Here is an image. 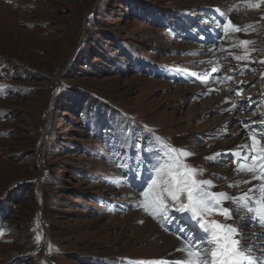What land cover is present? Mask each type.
<instances>
[{
	"label": "rangeland",
	"instance_id": "rangeland-1",
	"mask_svg": "<svg viewBox=\"0 0 264 264\" xmlns=\"http://www.w3.org/2000/svg\"><path fill=\"white\" fill-rule=\"evenodd\" d=\"M245 49L255 62L233 58ZM261 59L262 0H0V264L177 261L162 235L185 244L176 222L139 207L152 154L184 149L197 179L238 189L226 144L264 114ZM225 207L246 241L264 231Z\"/></svg>",
	"mask_w": 264,
	"mask_h": 264
},
{
	"label": "snow or ice",
	"instance_id": "snow-or-ice-1",
	"mask_svg": "<svg viewBox=\"0 0 264 264\" xmlns=\"http://www.w3.org/2000/svg\"><path fill=\"white\" fill-rule=\"evenodd\" d=\"M247 6L259 8L260 2L249 3ZM248 27L250 26L232 24L229 19L225 31L241 32ZM250 43L253 42L240 40L233 47L247 46ZM233 58L237 61L255 62L247 49L243 55H235ZM259 63L264 64V59ZM243 67H248V64ZM213 71L218 72L219 69ZM224 79L231 77L226 76ZM230 91L233 95H240L242 89ZM224 103H230L229 98ZM246 103L250 106L252 98L247 97ZM237 107L242 110V106L232 104L226 111L232 112ZM260 119V124L250 121L243 125L248 135L244 138V143L236 145L235 150L230 153L236 165L234 172L245 174L247 178L227 186L233 188L242 183L251 185L247 190L236 194L211 191L218 187L212 180L197 179L198 174L203 175V169L187 164L191 153L186 150L165 146L163 152L157 150L154 153L159 159L149 170L150 182H147V190L142 193L143 200L139 207L154 218L162 219L165 225L176 222L177 232L186 241L182 248L176 250L182 253V259L174 262L162 260L160 264H264V243L258 242L260 238H264V231L250 233V236L257 239L246 241L242 230L229 222L235 218L232 210L225 207V204H234L235 211L243 213L238 219L264 229V131H254L255 128H264V114H261ZM219 155L223 153H214L205 159L215 162ZM119 166L123 168L126 165L121 163ZM216 215L223 217V221L212 218ZM180 220L183 221L182 224ZM41 236L38 233L36 240L39 241Z\"/></svg>",
	"mask_w": 264,
	"mask_h": 264
},
{
	"label": "bare ground",
	"instance_id": "bare-ground-1",
	"mask_svg": "<svg viewBox=\"0 0 264 264\" xmlns=\"http://www.w3.org/2000/svg\"><path fill=\"white\" fill-rule=\"evenodd\" d=\"M220 88V87H219ZM229 91V90H228ZM227 92V91H226ZM226 94L224 92H222L219 96V104L221 105L220 108H223V109H227V108H230L233 104L232 101H230V103L228 104H225L224 101L226 99ZM229 112V111H228ZM232 114L234 113H238V111L236 110H233L231 112ZM241 119L244 120L245 122H243L244 124L245 123H249L250 121H255L257 124H260L262 121H260L259 119H255L253 120L252 118H250L249 116H247L246 114H242L241 115ZM217 123H219V120H217ZM235 129V128H234ZM236 129H238L237 132H235V136L230 140V141H227L228 143L226 144V149L228 150H232V145H233V149L235 150V146L236 145H239V144H242L244 143V138L248 135V132L246 131L245 128H239L238 126L236 127ZM260 130H263L264 131V128H255L254 131H260ZM222 150V149H221ZM246 175L245 174H242L241 175V180H244L246 179ZM253 183H255V181H253ZM251 185L249 184H244L242 183V185L240 187H238V189H234V190H231V191H228L227 193L229 194H236L238 192H241V191H245L247 190V188H249ZM214 191H223L221 189H218L217 187L214 189ZM226 206H228L229 204H225ZM230 223H233V221H229ZM253 229V228H251ZM244 234H245V237L247 236V232H248V229L247 231L244 230L242 231ZM251 232H256L257 233V230H252ZM250 232V233H251ZM163 237H164V242H165V245L166 246H170L171 243H174V247L176 248H182L184 246L183 243L179 242L177 240V238H174L172 235H168V234H164L162 233ZM244 237V238H245ZM210 250V249H209ZM183 256H182V253L178 252V251H174L173 254L170 256V259L171 260H180L182 259Z\"/></svg>",
	"mask_w": 264,
	"mask_h": 264
}]
</instances>
